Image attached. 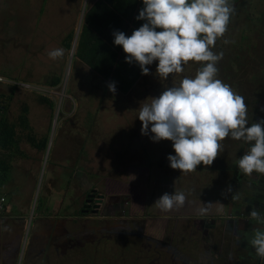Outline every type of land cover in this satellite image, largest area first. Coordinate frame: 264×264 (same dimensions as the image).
I'll return each mask as SVG.
<instances>
[{"label":"rangeland","instance_id":"obj_1","mask_svg":"<svg viewBox=\"0 0 264 264\" xmlns=\"http://www.w3.org/2000/svg\"><path fill=\"white\" fill-rule=\"evenodd\" d=\"M50 2L0 0V120L3 129L13 130L0 142V264H133L137 255L131 247L138 250L143 240L148 249L140 255L147 260L138 259L135 264H199L187 255L188 242L177 230L171 233L163 224L162 228L156 225L141 230L134 224L133 212L148 216L146 202H151L152 195L177 190L180 170L172 169L167 159L169 154L175 155L173 142L153 141L151 124L148 135L141 134L142 122L135 112L139 98L127 105L123 100L130 101L132 94L121 99L117 91L104 88L94 75L93 88L77 84V65L81 63L76 59L70 62L72 48L65 47L63 40L70 30L75 32L79 17L72 10L70 14L58 10L51 14L49 7L53 9L58 3ZM230 3L234 12L227 31L212 50L223 52L216 64L217 78L240 95L244 88L252 97L253 105L245 100L251 126L249 123L258 120L257 114L264 115V96L257 94L261 92L259 85L257 91L253 87L255 93L249 90L258 82L254 77L247 78L256 70L254 67L264 69V24L260 17L264 0ZM57 48L64 54L52 59L49 52ZM226 49L238 58L229 61L232 55L223 51ZM225 62L232 70L239 62L247 74L225 81L221 74ZM203 63L196 62L195 68L200 69ZM55 75L63 77L61 84L53 87L45 83ZM188 77L193 78V69ZM40 96L51 101L47 103ZM43 139V148L32 143ZM139 151L147 157L144 167L150 191L145 190L135 201L128 188L113 193L108 183L111 179L127 181L131 168L137 165L130 154ZM198 166L201 170L202 163ZM183 178L179 190L194 188L185 174ZM168 180L170 183L163 185ZM98 194L109 201L110 211L93 204L92 198ZM133 205L141 207L134 210ZM95 206L101 208L95 210ZM36 218L53 222V236L48 231L45 238L34 237ZM114 220L130 233L126 238L115 235L123 231H116ZM102 229H106L105 235L99 237ZM126 239L132 244H125ZM197 244L208 248V257H212L204 258L205 264L216 263L214 257L226 259L227 253L221 248L214 251L204 242ZM46 246L56 249V254L45 253Z\"/></svg>","mask_w":264,"mask_h":264},{"label":"clouds","instance_id":"obj_2","mask_svg":"<svg viewBox=\"0 0 264 264\" xmlns=\"http://www.w3.org/2000/svg\"><path fill=\"white\" fill-rule=\"evenodd\" d=\"M143 5L136 19L145 23L130 36L123 31L113 33L114 44L122 46L126 62L138 63L141 73L148 75L147 66L158 61L156 74L163 80L182 73V65L189 61L206 63L194 78L184 77L179 86L165 88L140 106L141 134L148 135L151 124L153 141H172L175 155L169 154L167 159L172 169L184 173L196 171L201 163L212 165L223 151L222 141L231 136L251 143L238 168L246 175L254 171L264 174V119L248 126L244 97L217 78L216 64L223 52L215 53L212 48L227 31L234 12L230 0H143ZM63 54L62 48L49 52L52 59ZM108 88L115 93V82ZM185 201L186 193L179 191L165 192L154 203L168 212ZM200 211L203 214L207 208ZM251 215L259 217L255 211ZM250 243L256 255L264 258V231L256 229Z\"/></svg>","mask_w":264,"mask_h":264},{"label":"crops","instance_id":"obj_3","mask_svg":"<svg viewBox=\"0 0 264 264\" xmlns=\"http://www.w3.org/2000/svg\"><path fill=\"white\" fill-rule=\"evenodd\" d=\"M132 1L134 0H118V3H115L114 5L111 0H51L50 4H53L54 2L58 3L53 5L54 7L52 6L53 9L49 7L52 11L51 14H55L57 12L56 10L61 11L60 13L70 14L72 10V12H75V15L79 17L77 28L75 32L73 31L72 42H70L72 48L70 51L73 55L70 62L73 64V61L76 59L81 63L77 65V68L79 69L76 72L78 78L75 79L78 81V85H87L89 88H93L96 81L91 79L92 75L95 76L96 80H98V77L100 79V84L104 85V88L107 90L109 89L108 84L111 83L109 78L104 77L97 70L90 67L76 56L79 32L81 27L87 23V17L89 19L94 18L95 22L98 19L106 22V20L109 21L114 18L112 22V31H119L120 27H115V22L119 23L123 19L127 22L125 34L129 35L133 30L139 28L145 23L144 20L136 19L139 14V6L141 5L142 0H136L137 3L133 8L131 18H127V20L125 19L124 14H126V4H130ZM64 4L65 6L63 7ZM102 5H105V10L100 8ZM108 8L112 13L108 11ZM260 17L264 24V14H261ZM57 23H59V21ZM98 37L102 41L107 40L101 35H98ZM111 47L115 52L116 60L119 58H125L126 54L125 52H122V46L115 48L111 45ZM223 51L231 52L232 50L229 51L226 49ZM157 64L158 61H154L151 65L147 66L150 69V74L148 75H143L140 71L139 75L126 92H121L116 88V93H119L121 99L132 94V99L130 101L126 102L123 100L127 105L134 104L135 100L139 98V105L135 110L136 113H139L140 111V104L143 105L144 103H150L151 97L159 96L165 88L179 86L180 81L184 77H188L192 69L193 78L197 72V69L195 68L196 62L189 61L186 65H182L184 68L182 73L171 74L167 80H163L156 74ZM259 68L254 67L256 70L252 71V74L255 75L246 77L249 79L254 77L258 82V84L252 86L249 90L253 92V87L256 90L257 85H259L258 88L259 90L261 89V92H258L257 94L258 96H264V69ZM226 73L221 74L225 81H230V78H227ZM245 74H247L246 69H243L241 77H245ZM243 89L241 88L242 96L246 101L248 99L247 102L251 103L252 97L250 94L246 95V92ZM143 92H147V94H143ZM144 96H148V99ZM140 97L144 99H140ZM251 105L253 104L251 103ZM105 115L108 117L107 114ZM256 116L258 119L257 121L264 119V115L261 113ZM257 121L253 120V122L249 124H253ZM222 144L223 151L214 160L212 165L205 166L202 164L201 170H197L199 168L198 166L196 171L189 173H180L181 171H178V175L181 174V177H179L178 186H176L177 190L174 189V192L183 191L186 193V201L182 207L168 212L161 211L154 202L159 198V195H162L165 192L155 191L156 193L151 197V202H146L145 211L147 213L145 214H148V216H144L138 212L132 213L133 217L136 219V223L134 224L135 226H140L138 229L141 230L146 227H148L147 229H152L156 225L161 226V224L165 225L164 228H167L171 233L177 230V233L184 236L185 241L188 242L187 247H189V249H187V255L191 256L193 262L199 264H205L204 258L209 259L210 257V259H212V257H208V248L204 249L197 244V242H204L206 246L209 245L214 251L221 248L223 253H227V255L228 253H231L229 256L225 255L226 259L214 257L216 258V263L214 264H256L258 263L257 261L259 258L256 255L255 248L251 245L250 240L256 229L264 231V220L262 218L264 212V174L254 171L251 175H246L237 166L240 157L250 150L251 143H246L243 140H236L229 136L222 141ZM140 152L141 151H139V154L135 155L130 154L131 159L135 161L137 165H134V168H131V174L127 181L121 180V182L120 180L111 179L109 180L110 183H108V188L111 187L110 190L113 193H115L116 190L124 191L128 188L130 193H132L131 197L134 198L135 201H138L139 194L143 196L142 192L145 190L150 191V188H148L149 185L146 182L149 181L145 173V170L147 169L144 167V165L147 164V157L144 154V156L140 155ZM151 153L152 152H150V155ZM66 168L67 167H65V169ZM184 174L185 178H187L186 181L191 183L194 188L184 189L183 187L182 190H179L181 188V183L184 182ZM172 176L175 175L172 173ZM170 181L171 180L164 182L163 185L170 183ZM118 186H121L122 189ZM45 191L46 190H44V192ZM51 191L52 190H49V192ZM171 192L173 191H169V193ZM144 199L146 200V197ZM209 202L211 203L206 204ZM132 207L134 210H137L140 209L141 206L138 207L133 205ZM201 208H207V211L202 214L200 211ZM253 211L259 214L258 219L252 217L251 213ZM49 222H51V224ZM52 223L53 222L50 219L36 218L32 232L34 237L41 238L42 235H45V238L48 235L46 234L48 231H50V235L53 236L52 231L54 232V229L50 227ZM3 227L8 228L6 225H3ZM46 247L48 249L45 253L50 252L52 253L51 255L56 254V249L48 246ZM45 253L43 255H45ZM94 253L96 252L94 251Z\"/></svg>","mask_w":264,"mask_h":264},{"label":"trees","instance_id":"obj_4","mask_svg":"<svg viewBox=\"0 0 264 264\" xmlns=\"http://www.w3.org/2000/svg\"><path fill=\"white\" fill-rule=\"evenodd\" d=\"M110 1V0H108ZM112 4L115 5V3H118V0H111ZM137 3L136 0L132 1L130 4H126V14L125 19L127 20L131 18L133 8L135 4ZM120 4V3H119ZM118 4V5H119ZM117 5V6H118ZM144 7L143 0L141 1V5L139 6V10ZM100 8L102 10H105V5H102ZM108 11L112 13V11L108 8ZM103 12V11H101ZM112 18L111 20L106 22L101 21L98 19L96 22L94 21V18L89 19L87 17V23H85L79 32L77 47H76V56L79 57L83 62H85L90 67L97 70L101 75H103L106 78L110 79V82H115V87L121 91L126 92L137 76L139 75V72L141 71L138 63L133 62L132 64L126 62L125 58H119L115 59V52L112 49L111 45L115 48H117L119 45L114 44V36L112 31ZM121 20V19H120ZM146 22V21H145ZM116 23L115 27H120L119 31H123L125 33V30L127 28V22L125 20H121V22ZM159 30V29H158ZM132 33L129 34V36ZM98 35L103 36L106 38V41H102L99 39ZM73 37V31H70L66 37H64L63 45L67 48L71 47V39ZM111 44V45H110ZM120 47V46H119ZM122 52L123 49H122ZM232 55V58L229 57V61L231 59H237V54L232 52H229ZM243 56V55H242ZM241 56V57H242ZM243 58V57H242ZM228 61V62H229ZM228 62H225V64L221 65V73L222 71H226L227 69V78L229 77L230 80L234 79L237 80V78H241V75L243 73L242 66H239V62H236L235 70H232L231 67L227 64ZM224 73V72H223ZM255 75V74H252ZM228 78V79H229ZM62 76L61 75H55L51 77L49 80H47L45 83L56 87L59 83H61ZM41 100L46 101L49 103V100L45 96H40ZM2 108V107H0ZM3 124L2 120H0V142L2 141V138L7 135H11L13 130L9 129H3L1 127ZM35 141V140H34ZM34 146L37 148H43L45 145V140H40L39 142H32Z\"/></svg>","mask_w":264,"mask_h":264},{"label":"flooded vegetation","instance_id":"obj_5","mask_svg":"<svg viewBox=\"0 0 264 264\" xmlns=\"http://www.w3.org/2000/svg\"><path fill=\"white\" fill-rule=\"evenodd\" d=\"M100 197H102L100 194H98V195H96L94 198H92V200L94 201V203L93 204H95V205H101L102 207L103 206H105L104 208L105 209H107V210H111L112 208H111V204L109 203V201H107V200H104V198L102 197V198H100ZM89 200V199H88ZM116 201H117V199H116ZM118 202V201H117ZM97 203V204H96ZM112 205H114V204H112ZM99 208H101V207H99ZM99 208H97V206H95V210H99ZM114 209V208H113ZM121 217V216H120ZM119 217V218H120ZM107 220H108V218H106ZM103 221H106L105 220V218H103ZM131 221V220H130ZM130 221H127V223H129ZM122 223L123 222H126V221H121ZM113 224H117V230L116 231H123V232H114L115 233V235L116 236H118V237H120V238H126L127 236H125V235H129L130 233L128 232V231H126L125 229H124V227L121 225V223H120V221H118V220H114L113 222H112ZM127 223H126V225H127ZM128 226V225H127ZM103 230V232L101 233L100 232V234H99V237H103V236H101V235H105V233H104V231L106 230V229H102ZM113 231H115V230H113ZM109 236H111V235H109ZM133 236H135L134 238H137V236L136 235H134L133 234ZM105 237V236H104ZM140 239V238H139ZM142 240V239H141ZM125 242V244H132V243H130L129 242V240L128 239H126V241H124ZM137 242H140V240L139 241H137ZM142 243H140V248H138V250H137V248H136V250H135V247H131L132 249H134V254H136L135 256H136V258H135V260H134V263L133 264H135L136 263V261L139 259V260H142V261H146L147 260V257L146 256H144V255H140V254H142L143 253V249H145V250H147L148 249V246H147V244L144 242V240L143 241H141ZM121 249H122V247H121ZM140 255V256H139ZM144 256V257H143Z\"/></svg>","mask_w":264,"mask_h":264},{"label":"water","instance_id":"obj_6","mask_svg":"<svg viewBox=\"0 0 264 264\" xmlns=\"http://www.w3.org/2000/svg\"><path fill=\"white\" fill-rule=\"evenodd\" d=\"M259 258V259H258ZM257 259H258V263H256V264H264V258H261V257H258Z\"/></svg>","mask_w":264,"mask_h":264},{"label":"built area","instance_id":"obj_7","mask_svg":"<svg viewBox=\"0 0 264 264\" xmlns=\"http://www.w3.org/2000/svg\"><path fill=\"white\" fill-rule=\"evenodd\" d=\"M0 209H1V206H0ZM263 220H264V212H263V216H262Z\"/></svg>","mask_w":264,"mask_h":264}]
</instances>
